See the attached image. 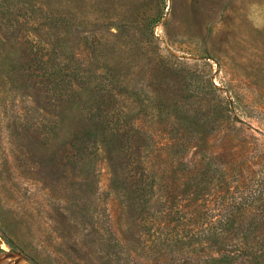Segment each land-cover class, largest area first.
<instances>
[{"label": "rangeland", "instance_id": "obj_1", "mask_svg": "<svg viewBox=\"0 0 264 264\" xmlns=\"http://www.w3.org/2000/svg\"><path fill=\"white\" fill-rule=\"evenodd\" d=\"M0 264H264V0H0Z\"/></svg>", "mask_w": 264, "mask_h": 264}]
</instances>
